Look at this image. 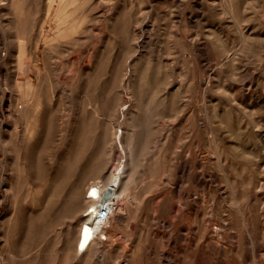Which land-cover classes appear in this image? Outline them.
<instances>
[{
  "label": "rangeland",
  "instance_id": "rangeland-1",
  "mask_svg": "<svg viewBox=\"0 0 264 264\" xmlns=\"http://www.w3.org/2000/svg\"><path fill=\"white\" fill-rule=\"evenodd\" d=\"M62 6L0 0V264H264V0Z\"/></svg>",
  "mask_w": 264,
  "mask_h": 264
},
{
  "label": "bare ground",
  "instance_id": "bare-ground-1",
  "mask_svg": "<svg viewBox=\"0 0 264 264\" xmlns=\"http://www.w3.org/2000/svg\"><path fill=\"white\" fill-rule=\"evenodd\" d=\"M65 1L67 0H60L61 2V7H63L62 5L65 3ZM73 1V0H72ZM243 0H237V4L242 3ZM70 32L68 31V33L66 34V37L70 36ZM22 46H20V55H19V72L20 74H23L25 72H27L29 70V67L25 65V61H24V50H22ZM205 46L204 45H200V49L199 52L201 53L202 57H206L205 54ZM216 52L213 51V55H215ZM19 84H16V86ZM30 86V84H29ZM30 90V88L27 89L26 92H28ZM121 173L119 172L118 174H116V180H117V184L116 185H110V180H106V182L103 181H94V182H88L86 179H84L82 181V183H80L76 189L74 190V192L72 193V208H78L80 207L81 201H83V197H82V192L84 190H86L87 192H91V196H90V200H84L82 206L83 207H92V212H96L97 209L95 208V205L97 202H101L102 204L105 203L106 201L112 199L114 197V194H110V193H105L103 192V187L106 186L107 188L111 187L112 189H117L118 186L121 183L120 180V175ZM87 178V176H86ZM112 179V178H110ZM115 183V182H114ZM195 183L200 184L201 183V178L200 177H196L195 178ZM107 191V190H106ZM105 225L102 224V222L100 220H97L96 217H94V215L92 214L89 218L84 219L81 223L78 229L69 232L68 236H67V247L69 250H77V251H84V252H91L92 249L95 246V243L99 237V235L102 233L103 231V226Z\"/></svg>",
  "mask_w": 264,
  "mask_h": 264
},
{
  "label": "built area",
  "instance_id": "built-area-1",
  "mask_svg": "<svg viewBox=\"0 0 264 264\" xmlns=\"http://www.w3.org/2000/svg\"><path fill=\"white\" fill-rule=\"evenodd\" d=\"M117 201L116 199H110L106 201L105 203L99 202L95 205V208L97 209L96 212H91L97 220H100L102 224H106V222L109 221V219L114 215V213L117 211Z\"/></svg>",
  "mask_w": 264,
  "mask_h": 264
}]
</instances>
